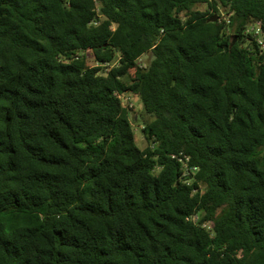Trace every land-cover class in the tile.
Listing matches in <instances>:
<instances>
[{
  "label": "trees",
  "instance_id": "16d2710c",
  "mask_svg": "<svg viewBox=\"0 0 264 264\" xmlns=\"http://www.w3.org/2000/svg\"><path fill=\"white\" fill-rule=\"evenodd\" d=\"M257 24L264 0H0V264H264Z\"/></svg>",
  "mask_w": 264,
  "mask_h": 264
},
{
  "label": "rangeland",
  "instance_id": "374dc122",
  "mask_svg": "<svg viewBox=\"0 0 264 264\" xmlns=\"http://www.w3.org/2000/svg\"><path fill=\"white\" fill-rule=\"evenodd\" d=\"M198 9L200 11H205L206 6H200L198 7ZM224 18L227 17L225 16ZM151 60H152V54H146L141 58L140 64L143 66H148ZM121 99L125 107H130V106L133 107L132 109H130L131 110L130 118L135 131V137H136L135 142L140 149L144 150L147 147V143L143 135V128L145 124L152 121V117H150L145 113L143 103L137 95L129 93L124 95ZM157 172H159V170H157Z\"/></svg>",
  "mask_w": 264,
  "mask_h": 264
},
{
  "label": "built area",
  "instance_id": "2783aa9c",
  "mask_svg": "<svg viewBox=\"0 0 264 264\" xmlns=\"http://www.w3.org/2000/svg\"><path fill=\"white\" fill-rule=\"evenodd\" d=\"M250 34L253 35V37L257 40V42H259L262 46H264L263 40L261 39V36H263V33H262V31H261V29H260V27H259L258 24L257 25H254L253 27H250L249 29H247L245 31V35L246 36H249ZM128 108L129 109H132L133 107L130 106ZM187 166H188V163H185V166L184 167L187 168ZM196 171H197L196 168H194L193 170H191L192 173H195ZM193 220L196 221L197 218L195 217ZM203 226L204 227H207L208 230H211L212 229V225L210 223H208V222L204 223Z\"/></svg>",
  "mask_w": 264,
  "mask_h": 264
},
{
  "label": "water",
  "instance_id": "95a60500",
  "mask_svg": "<svg viewBox=\"0 0 264 264\" xmlns=\"http://www.w3.org/2000/svg\"><path fill=\"white\" fill-rule=\"evenodd\" d=\"M218 20V15H215L212 19H210V22H216ZM233 45H227L225 48H219L218 51L215 52V55L221 54L223 51H229L230 48H232Z\"/></svg>",
  "mask_w": 264,
  "mask_h": 264
}]
</instances>
